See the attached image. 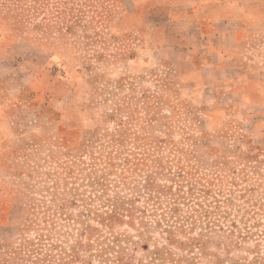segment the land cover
I'll use <instances>...</instances> for the list:
<instances>
[{
    "label": "rangeland",
    "instance_id": "rangeland-1",
    "mask_svg": "<svg viewBox=\"0 0 264 264\" xmlns=\"http://www.w3.org/2000/svg\"><path fill=\"white\" fill-rule=\"evenodd\" d=\"M130 5L0 0V264H264V22L205 75Z\"/></svg>",
    "mask_w": 264,
    "mask_h": 264
},
{
    "label": "crops",
    "instance_id": "crops-1",
    "mask_svg": "<svg viewBox=\"0 0 264 264\" xmlns=\"http://www.w3.org/2000/svg\"><path fill=\"white\" fill-rule=\"evenodd\" d=\"M116 1L131 4L139 19L153 20L150 24L159 30L164 27L155 20H165L168 37L182 36L179 50L184 62L180 64L190 63L199 74L205 72V75L230 68L225 62L237 57L240 42L254 26L264 22V0ZM155 34L161 36L167 31Z\"/></svg>",
    "mask_w": 264,
    "mask_h": 264
},
{
    "label": "trees",
    "instance_id": "trees-1",
    "mask_svg": "<svg viewBox=\"0 0 264 264\" xmlns=\"http://www.w3.org/2000/svg\"><path fill=\"white\" fill-rule=\"evenodd\" d=\"M39 244L40 243L36 244L37 246L33 247L31 249V251L28 252V255L27 256H24V257L21 258V264H33V262H40L42 260H43L42 261V264H45L47 261H49V263L51 262L50 260H46V258H43V257H40V256L36 255L37 252H39V253H40V251L42 252L41 249L44 246L43 243H41L42 245H39ZM44 248H45V246H44ZM19 250H22V249H19ZM18 252H20V251H18ZM49 263H47V264H49Z\"/></svg>",
    "mask_w": 264,
    "mask_h": 264
}]
</instances>
